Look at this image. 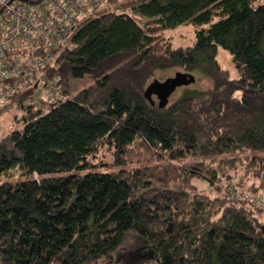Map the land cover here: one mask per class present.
I'll list each match as a JSON object with an SVG mask.
<instances>
[{"label": "trees", "instance_id": "1", "mask_svg": "<svg viewBox=\"0 0 264 264\" xmlns=\"http://www.w3.org/2000/svg\"><path fill=\"white\" fill-rule=\"evenodd\" d=\"M57 64L47 108L0 107V175L56 174L0 184V264H123L130 235L148 264H264V0H101ZM103 147L113 169L81 172Z\"/></svg>", "mask_w": 264, "mask_h": 264}, {"label": "built area", "instance_id": "2", "mask_svg": "<svg viewBox=\"0 0 264 264\" xmlns=\"http://www.w3.org/2000/svg\"><path fill=\"white\" fill-rule=\"evenodd\" d=\"M101 0H0V107L19 96L24 107L57 99L60 53Z\"/></svg>", "mask_w": 264, "mask_h": 264}, {"label": "rangeland", "instance_id": "3", "mask_svg": "<svg viewBox=\"0 0 264 264\" xmlns=\"http://www.w3.org/2000/svg\"><path fill=\"white\" fill-rule=\"evenodd\" d=\"M198 28L194 27L191 24L180 25L173 29L167 30L164 35L165 37L174 45V46H189L193 44L195 40V33ZM217 60L219 61L221 67L227 70L232 78H235L236 72L232 66L231 58L229 53L218 47L217 49ZM176 72H180L179 70L174 71H166L161 72L156 75L158 79H165L167 77H173ZM89 81H83L81 86H84ZM181 85L180 87L177 86V89L170 95L169 100H173L180 95L185 87ZM236 95L239 96V92H236ZM18 116V113L15 112L14 109H6L0 114V137L7 135L11 129L15 128V123L13 121L14 116ZM89 160L94 164L93 167L83 169L81 172L87 173L91 172H108L113 169L112 166H109L112 162V154L108 152V149L103 147L99 148L98 152L95 153L94 157H89ZM56 174H47V175H39L37 173H28L19 171L18 169H11L6 171L0 175V184L8 183L11 185H15L19 182H23L25 180H37L40 178L55 176ZM196 186L200 189L203 188L207 190L209 187L208 184L205 182H200L197 180L193 181ZM230 194H234L229 189ZM237 195V193H236ZM262 197V196H261ZM264 200V197L262 198ZM254 199H250L249 201H253ZM254 203L255 200L253 201ZM258 203V204H257ZM256 205L260 210L264 211V201L257 199ZM261 217V216H260ZM262 218H264V212L262 213ZM149 248L147 245L140 239L136 238L134 235H130L129 238L125 241L120 249V255L123 257V264H148L151 257L153 256L152 253L150 256Z\"/></svg>", "mask_w": 264, "mask_h": 264}, {"label": "water", "instance_id": "4", "mask_svg": "<svg viewBox=\"0 0 264 264\" xmlns=\"http://www.w3.org/2000/svg\"><path fill=\"white\" fill-rule=\"evenodd\" d=\"M171 84V88H175L176 86H181V85H187L191 82H193V79H187L185 80L184 77H181V75L176 74L174 78L168 79V81ZM161 101L165 102V98H161Z\"/></svg>", "mask_w": 264, "mask_h": 264}]
</instances>
